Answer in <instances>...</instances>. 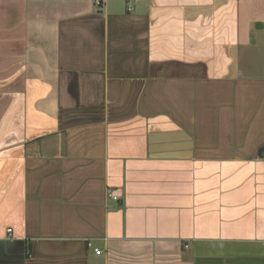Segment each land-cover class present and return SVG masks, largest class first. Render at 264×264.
Segmentation results:
<instances>
[{
  "label": "crops",
  "instance_id": "1",
  "mask_svg": "<svg viewBox=\"0 0 264 264\" xmlns=\"http://www.w3.org/2000/svg\"><path fill=\"white\" fill-rule=\"evenodd\" d=\"M262 146L264 0H0V264H264Z\"/></svg>",
  "mask_w": 264,
  "mask_h": 264
},
{
  "label": "built area",
  "instance_id": "2",
  "mask_svg": "<svg viewBox=\"0 0 264 264\" xmlns=\"http://www.w3.org/2000/svg\"><path fill=\"white\" fill-rule=\"evenodd\" d=\"M98 4H100V1H98ZM108 195L110 197H113L114 200H117L118 199V197L116 195H114L112 192H109ZM9 231H11V230H9ZM95 251H96L97 254H102V250H100L98 248H96Z\"/></svg>",
  "mask_w": 264,
  "mask_h": 264
},
{
  "label": "water",
  "instance_id": "3",
  "mask_svg": "<svg viewBox=\"0 0 264 264\" xmlns=\"http://www.w3.org/2000/svg\"><path fill=\"white\" fill-rule=\"evenodd\" d=\"M259 154L261 157L264 156V146H262L260 149H259Z\"/></svg>",
  "mask_w": 264,
  "mask_h": 264
}]
</instances>
